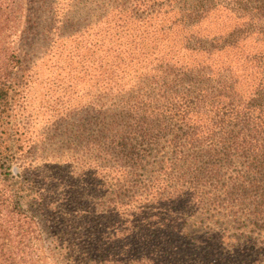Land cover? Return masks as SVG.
<instances>
[{
    "label": "trees",
    "instance_id": "1",
    "mask_svg": "<svg viewBox=\"0 0 264 264\" xmlns=\"http://www.w3.org/2000/svg\"><path fill=\"white\" fill-rule=\"evenodd\" d=\"M77 3L0 0V264H264V0Z\"/></svg>",
    "mask_w": 264,
    "mask_h": 264
},
{
    "label": "rangeland",
    "instance_id": "2",
    "mask_svg": "<svg viewBox=\"0 0 264 264\" xmlns=\"http://www.w3.org/2000/svg\"><path fill=\"white\" fill-rule=\"evenodd\" d=\"M62 1L63 0H60V5H61ZM78 1H79V3H77L73 7L72 10L68 11V13L70 14V17L73 16V15L79 14V13H86V11L87 12L93 11L95 9L97 0H78ZM60 5H58V7H60ZM28 7H29V5L27 3L25 5V9L22 12V19H21L22 23L19 24V27H17V33H19L18 34L19 36H22V34H20V33H21L22 29H24V24L23 23L26 22V20H27L25 18V15L28 12V10H26V8H28ZM61 17H62V15H61ZM75 19L77 20L78 18L76 17ZM70 44L71 43H69L68 45H70ZM46 59L42 63H39V65H38L39 69L38 70L36 69L37 73H38V76H40V79L48 77L52 72H54V70L48 69L49 68V64L51 65V62L46 63V61H47ZM64 61L67 62L66 55H64L62 57V62L59 61V63L63 64ZM53 63H55V62H53ZM53 63H52V65H53ZM48 87L49 86H47L46 83H42V84H40L38 86H35V88L29 94V110H31V113L44 114L45 118H46V114H48V112H47L48 104H50V100L48 102V99L52 95V92H50L48 90ZM57 95H58V93H57Z\"/></svg>",
    "mask_w": 264,
    "mask_h": 264
}]
</instances>
